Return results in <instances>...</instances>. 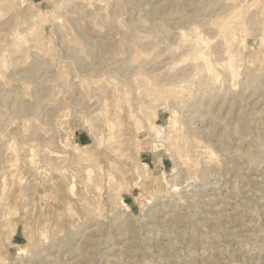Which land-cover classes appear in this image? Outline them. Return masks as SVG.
Segmentation results:
<instances>
[{
	"label": "rangeland",
	"instance_id": "1",
	"mask_svg": "<svg viewBox=\"0 0 264 264\" xmlns=\"http://www.w3.org/2000/svg\"><path fill=\"white\" fill-rule=\"evenodd\" d=\"M0 264H264V0H0Z\"/></svg>",
	"mask_w": 264,
	"mask_h": 264
},
{
	"label": "bare ground",
	"instance_id": "2",
	"mask_svg": "<svg viewBox=\"0 0 264 264\" xmlns=\"http://www.w3.org/2000/svg\"><path fill=\"white\" fill-rule=\"evenodd\" d=\"M160 135V134H159Z\"/></svg>",
	"mask_w": 264,
	"mask_h": 264
}]
</instances>
